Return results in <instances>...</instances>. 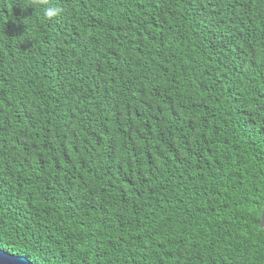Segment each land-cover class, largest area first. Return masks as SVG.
I'll list each match as a JSON object with an SVG mask.
<instances>
[{"label": "trees", "instance_id": "1", "mask_svg": "<svg viewBox=\"0 0 264 264\" xmlns=\"http://www.w3.org/2000/svg\"><path fill=\"white\" fill-rule=\"evenodd\" d=\"M0 0V249L34 264H264V0Z\"/></svg>", "mask_w": 264, "mask_h": 264}, {"label": "clouds", "instance_id": "2", "mask_svg": "<svg viewBox=\"0 0 264 264\" xmlns=\"http://www.w3.org/2000/svg\"><path fill=\"white\" fill-rule=\"evenodd\" d=\"M34 9L42 10L46 20H54L61 14V9L51 4V0H31Z\"/></svg>", "mask_w": 264, "mask_h": 264}, {"label": "water", "instance_id": "3", "mask_svg": "<svg viewBox=\"0 0 264 264\" xmlns=\"http://www.w3.org/2000/svg\"><path fill=\"white\" fill-rule=\"evenodd\" d=\"M259 227L264 229V212L262 213ZM0 264H34V262L25 256L16 255L0 249Z\"/></svg>", "mask_w": 264, "mask_h": 264}]
</instances>
